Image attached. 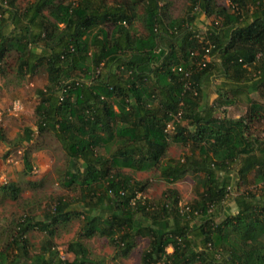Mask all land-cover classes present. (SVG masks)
<instances>
[{"label": "trees", "instance_id": "obj_1", "mask_svg": "<svg viewBox=\"0 0 264 264\" xmlns=\"http://www.w3.org/2000/svg\"><path fill=\"white\" fill-rule=\"evenodd\" d=\"M228 3L187 0L186 15L172 17L169 0H0V78L42 69L47 78L36 90V129H25L23 172L34 168V134H51L66 154L59 181L77 196V205L60 197L38 217L17 182L0 184V202L25 208L4 228L0 264H92L95 237L120 259L146 238L143 264H264V138L252 129L264 104L250 96L264 95V0ZM198 10L211 18L202 34ZM217 73L228 86L209 102L205 86ZM242 97L247 113L228 116ZM173 141L188 146L177 159ZM128 169L156 171L171 185L191 174L196 197L181 206L168 187L150 200L151 181ZM231 169L238 190H259L234 196L237 212L218 221L213 210L236 186ZM78 219L74 258H62L58 229ZM36 230L44 236L34 250Z\"/></svg>", "mask_w": 264, "mask_h": 264}, {"label": "rangeland", "instance_id": "obj_2", "mask_svg": "<svg viewBox=\"0 0 264 264\" xmlns=\"http://www.w3.org/2000/svg\"><path fill=\"white\" fill-rule=\"evenodd\" d=\"M21 5L26 4L29 0H18ZM220 4L228 5V0H218ZM170 15L172 17H182L187 13V0H169ZM197 18L193 27L199 32L205 33L211 24V18H208L201 11H197ZM140 31L144 28L142 25L137 26ZM219 61V59L217 60ZM47 78L45 69L34 76H27L24 80L18 81L12 75L0 78V184L6 182H17L23 188V198L36 199V206L33 211L38 213V217H42L44 210L54 205L57 200L62 197L66 198L72 204L77 205L74 199L77 198L75 193L67 190L59 181L62 170L66 163V154L58 140L51 134L38 135L34 134L33 144V171L29 174L23 172L22 155L25 148V129L35 128L34 109L38 103L36 90L46 84ZM227 80L216 74L213 81L205 86V94L209 102L217 98L218 86H228ZM264 91V88H262ZM244 96V95H242ZM251 98L259 103L264 104V95L260 92L250 93ZM249 102L244 97L239 99L233 105L226 106L225 113L230 117H240L249 110ZM252 129L256 135L264 138V118L257 120ZM4 135L5 139L2 138ZM21 136V137H20ZM20 137V138H19ZM19 138V139H18ZM188 151V146L180 142L173 141L169 156L180 158L184 152ZM137 179H149L151 181L150 189L147 197L150 200H158L168 187H176L180 192L181 206H185L196 197L195 188L198 185L196 177L191 174L186 175L183 179L174 185L169 184L166 180L159 178L158 172L142 171L136 172L127 170ZM231 184L234 187L238 180L236 169H231ZM238 184V183H237ZM237 185L232 190L231 197L227 200L221 209H214L217 220L221 221L227 214L237 212V204L234 196L238 195L245 189L258 192V186L242 185V189L238 190ZM56 200L54 203H52ZM25 210L20 206L6 199L0 202V246L5 241L4 228L10 224L12 217L17 213L20 214ZM81 220H74L66 226L58 229L55 237V247L59 251L62 258L72 260L73 253L68 251V243L76 238L80 228ZM44 233L34 231L31 239L34 244V250L38 249L43 239ZM90 248V257L92 264H143L142 254L148 245V240L141 239L137 242L136 247L125 258H116L115 251L110 242L102 237H95L87 240Z\"/></svg>", "mask_w": 264, "mask_h": 264}, {"label": "built area", "instance_id": "obj_3", "mask_svg": "<svg viewBox=\"0 0 264 264\" xmlns=\"http://www.w3.org/2000/svg\"><path fill=\"white\" fill-rule=\"evenodd\" d=\"M209 59V58H208ZM179 70L180 71H182L183 69H182V67H179ZM186 74V76H190L191 75V73L190 72H186L185 73ZM181 114V113H180ZM179 114V115H180ZM174 128V125L172 124V123H169L168 125H167V129L168 130H171V129H173ZM229 188H232L231 186L229 187ZM233 190V189H232ZM232 192V191H231Z\"/></svg>", "mask_w": 264, "mask_h": 264}]
</instances>
